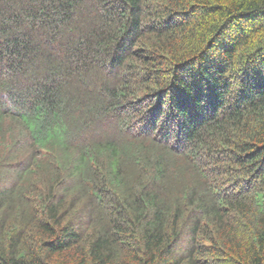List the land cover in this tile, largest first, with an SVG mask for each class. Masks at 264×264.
Wrapping results in <instances>:
<instances>
[{
    "label": "trees",
    "instance_id": "1",
    "mask_svg": "<svg viewBox=\"0 0 264 264\" xmlns=\"http://www.w3.org/2000/svg\"><path fill=\"white\" fill-rule=\"evenodd\" d=\"M0 264H264V0H0Z\"/></svg>",
    "mask_w": 264,
    "mask_h": 264
}]
</instances>
